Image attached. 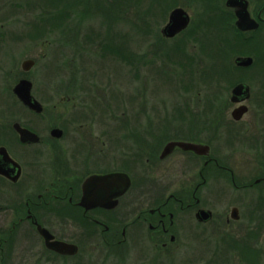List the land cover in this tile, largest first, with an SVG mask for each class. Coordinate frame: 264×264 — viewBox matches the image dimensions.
<instances>
[{"label":"flooded vegetation","instance_id":"obj_1","mask_svg":"<svg viewBox=\"0 0 264 264\" xmlns=\"http://www.w3.org/2000/svg\"><path fill=\"white\" fill-rule=\"evenodd\" d=\"M159 2L156 16L164 23L158 35L175 50L184 51L193 40L204 44L205 30L212 33L206 24L230 39L224 55L235 57L229 64L224 56L218 82L229 96L228 110L220 111L214 123L195 117L189 128L174 132L140 129L113 138L110 130L77 129L76 113L64 110L73 98L48 103L45 86L41 91L36 85L32 72L40 54L31 55L37 49L31 48L15 86L29 80L38 105L23 102L14 86L12 105L18 112L0 111V150L7 154H0L1 263L96 264L93 256L99 254V264H264V128L259 127L264 116L251 112L256 89L264 88V64L256 63L264 54V0ZM244 7L250 20L241 29L238 12ZM177 8L189 23L168 36L164 29ZM92 38L97 35L87 37ZM41 44L45 56L52 42L43 39ZM240 56L252 57L253 63L239 65ZM26 61H31L28 69ZM240 83L249 86V96L233 100ZM243 105L248 109L236 119L233 112ZM20 128L31 134L22 136ZM128 136L132 153L113 154V143L128 148ZM242 140L252 143L241 146ZM171 142L192 146L178 143L165 152ZM57 241L78 249L64 251Z\"/></svg>","mask_w":264,"mask_h":264},{"label":"rangeland","instance_id":"obj_2","mask_svg":"<svg viewBox=\"0 0 264 264\" xmlns=\"http://www.w3.org/2000/svg\"><path fill=\"white\" fill-rule=\"evenodd\" d=\"M159 4V0H0V37L4 39L0 43V111L18 112L12 105L16 77L24 71L22 63L31 48H37L31 54H40L32 72L36 85L41 91L45 86L48 103L62 96L73 98L71 107L64 110L76 113L77 129L96 134L110 130L114 138L116 134H137L134 131L140 129L146 133L153 128L184 130L195 117L214 123L220 111L228 110L230 100L218 83L230 39L206 24L205 29L212 33L205 30L204 44L193 40L184 51L175 50L172 42L159 38L164 23L156 16ZM206 14L202 12L208 22ZM95 34L97 40L87 39ZM43 39L52 42L45 56L41 55ZM30 42L39 43L30 47ZM249 43L245 40L247 48ZM231 55L225 56L229 64L235 57ZM256 63L264 64V54L257 56ZM255 97L251 112L262 117L264 88L261 92L257 88ZM127 138V149L113 143L111 152L131 154L133 140ZM243 142L252 143L242 140L241 146ZM241 169H245L243 164ZM21 238L26 240L23 234ZM98 255L93 256L96 264L103 261Z\"/></svg>","mask_w":264,"mask_h":264},{"label":"water","instance_id":"obj_3","mask_svg":"<svg viewBox=\"0 0 264 264\" xmlns=\"http://www.w3.org/2000/svg\"><path fill=\"white\" fill-rule=\"evenodd\" d=\"M238 16H239V20L237 22L238 26L241 29H246L249 27V14L246 10V7H244V10H240L238 12ZM189 23V16L184 12L183 9L181 8H177L176 10H174L171 14V18L169 23L166 25L164 32L166 35L168 36H174L177 32H179L180 30L184 29ZM236 62L239 65H243V66H248L251 65L253 63V58L252 57H243L240 56L236 59ZM31 61H26L24 62V68L28 69L30 67ZM31 82L27 79H23L21 80L14 88V92L19 96V98L25 102L26 104L30 105V106H37L38 102L33 98V96L31 95ZM244 94L245 98H247L249 96V86H247L244 83H240L238 84L233 91V100H236V96L242 95ZM247 106L243 105L240 107H237L234 112L233 115L236 119L241 118V116L247 111ZM21 134L22 136H26L31 134V132L27 129L24 128H20ZM181 144L182 146H184L185 148H189L190 146H192V144L186 143V142H171L169 143L168 147L166 148L165 152H168L169 150H171L172 146L175 144ZM0 154L3 155H7L5 150H0ZM7 158V156H6ZM115 174L109 175V177H114ZM96 177L93 176L91 177L87 183H86V191H87V187L90 185V183L95 179ZM108 178V177H107ZM42 232H48L47 230H42ZM56 244H58V246L66 251L69 248H72V250L70 252H75L77 251V246L74 244H69L66 242H60L57 241Z\"/></svg>","mask_w":264,"mask_h":264}]
</instances>
